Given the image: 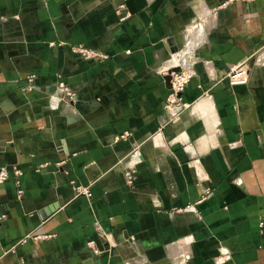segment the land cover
I'll return each instance as SVG.
<instances>
[{"label": "crops", "instance_id": "1", "mask_svg": "<svg viewBox=\"0 0 264 264\" xmlns=\"http://www.w3.org/2000/svg\"><path fill=\"white\" fill-rule=\"evenodd\" d=\"M0 167V264H264V0H0Z\"/></svg>", "mask_w": 264, "mask_h": 264}, {"label": "built area", "instance_id": "2", "mask_svg": "<svg viewBox=\"0 0 264 264\" xmlns=\"http://www.w3.org/2000/svg\"><path fill=\"white\" fill-rule=\"evenodd\" d=\"M190 47L184 46L181 49H178L175 51L171 56L173 66H170V68L166 69L169 71L170 80L167 84L169 88V92L166 96V102L165 106L168 109H172L173 106H180L179 102V93H181L190 83L191 78L193 77L192 70L184 69L177 67L178 64H182L185 57L190 52ZM71 51L76 54L81 59H99L102 60L106 58V56L100 52V50H96L93 48H87L83 46L82 44H77L71 47ZM249 76V67L247 65L246 60L236 64L233 66L230 70V72L227 74V81L230 85H242L245 84L248 80ZM26 79L29 83H34V80L36 79V74L33 72H29L26 74ZM36 88V85H35ZM59 98H69V99H75L76 95L71 88L68 87V85L63 81V79L59 76L56 80L55 85V94ZM126 133L119 134L116 138L121 139L124 138ZM133 167L128 165V169L126 171L127 180L129 181L131 179V174H133ZM13 175L15 178V184L18 187V193L21 192L20 186H19V176L22 174L21 168H13L9 169L7 167H0V184L3 183L10 175ZM129 184L132 183V180L128 182ZM77 193H83L85 195L89 194V190L85 188H77Z\"/></svg>", "mask_w": 264, "mask_h": 264}, {"label": "rangeland", "instance_id": "3", "mask_svg": "<svg viewBox=\"0 0 264 264\" xmlns=\"http://www.w3.org/2000/svg\"><path fill=\"white\" fill-rule=\"evenodd\" d=\"M46 101H47V100H46ZM129 166L133 167V171H134V173L131 174V179H130V180H132V182H134V180H135L136 165L133 163V164H129ZM126 180H127V175H126ZM130 180H129V181H130ZM129 181L127 180V182H129Z\"/></svg>", "mask_w": 264, "mask_h": 264}, {"label": "water", "instance_id": "4", "mask_svg": "<svg viewBox=\"0 0 264 264\" xmlns=\"http://www.w3.org/2000/svg\"><path fill=\"white\" fill-rule=\"evenodd\" d=\"M168 83H169V82H168ZM86 264H91V260L88 259V260L86 261Z\"/></svg>", "mask_w": 264, "mask_h": 264}, {"label": "bare ground", "instance_id": "5", "mask_svg": "<svg viewBox=\"0 0 264 264\" xmlns=\"http://www.w3.org/2000/svg\"><path fill=\"white\" fill-rule=\"evenodd\" d=\"M192 38L194 39L195 38V35H193Z\"/></svg>", "mask_w": 264, "mask_h": 264}]
</instances>
